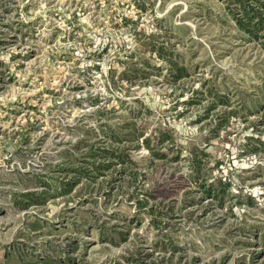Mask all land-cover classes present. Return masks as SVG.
Here are the masks:
<instances>
[{
	"label": "rangeland",
	"instance_id": "1",
	"mask_svg": "<svg viewBox=\"0 0 264 264\" xmlns=\"http://www.w3.org/2000/svg\"><path fill=\"white\" fill-rule=\"evenodd\" d=\"M0 264H264V0H0Z\"/></svg>",
	"mask_w": 264,
	"mask_h": 264
},
{
	"label": "trees",
	"instance_id": "2",
	"mask_svg": "<svg viewBox=\"0 0 264 264\" xmlns=\"http://www.w3.org/2000/svg\"><path fill=\"white\" fill-rule=\"evenodd\" d=\"M50 262V261H49Z\"/></svg>",
	"mask_w": 264,
	"mask_h": 264
}]
</instances>
